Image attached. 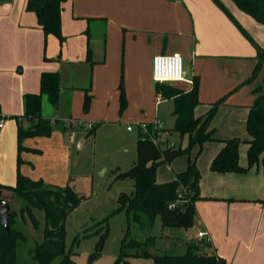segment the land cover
I'll return each mask as SVG.
<instances>
[{
    "label": "crops",
    "instance_id": "obj_1",
    "mask_svg": "<svg viewBox=\"0 0 264 264\" xmlns=\"http://www.w3.org/2000/svg\"><path fill=\"white\" fill-rule=\"evenodd\" d=\"M218 1L223 9L213 0H66L60 43L52 35L44 36L35 14L26 10V0H0V118L4 120L0 145L8 142L12 155L18 127L32 125L24 117V95L39 93L43 72H58L57 105L52 106L46 95L41 99V115L50 122L51 134L25 138L22 147L39 150L41 156L23 153L21 158L35 165L45 163L52 172L59 171L62 185H72L74 144L82 149L104 125L132 124L136 130L146 124L154 131L158 121L156 138L161 148L169 147L175 100L162 92L171 87L188 93L196 87L194 117H203L213 104L219 105L209 126L217 140L204 143L196 160L203 200L194 204L193 226L184 239L187 251L216 255L225 264H264V204L260 203L264 177L260 163L247 167L246 143L249 109L259 95L264 96V63L258 66L264 26L231 0ZM171 53H179L185 61V80L153 81V57ZM92 128L94 135L88 136ZM126 131L133 130L126 127ZM232 138L242 139L239 164L246 171L212 172L222 141ZM47 156L51 159L45 160ZM160 167L159 183L172 181L186 168L164 177L157 174ZM20 169L31 181L41 178L25 165ZM55 175L42 178L43 183L54 186ZM16 179L10 169L0 177V185L14 186ZM198 232H204L209 243L198 240ZM204 244L208 247L202 248Z\"/></svg>",
    "mask_w": 264,
    "mask_h": 264
},
{
    "label": "trees",
    "instance_id": "obj_2",
    "mask_svg": "<svg viewBox=\"0 0 264 264\" xmlns=\"http://www.w3.org/2000/svg\"><path fill=\"white\" fill-rule=\"evenodd\" d=\"M66 0H26V10L35 14L37 24L44 36L52 35L60 43L64 41L61 35V12ZM223 9L218 0H213ZM242 12L252 17L264 26V0H231ZM225 10V9H224ZM239 27V26H238ZM245 35L246 33L240 27ZM248 37V36H247ZM251 40V39H250ZM252 41V40H251ZM258 66L264 63V50L258 47ZM90 58V51L87 52ZM159 91V88H157ZM60 87L58 72H43L40 76V90L37 94H26L23 97L24 117L32 125L24 129L18 127L17 142L18 152L21 151V142L29 137H49L51 124L41 115V99L46 95L49 103L56 106ZM163 96L174 98L175 116L173 130L188 136V145L183 150H174L170 147L161 148L155 145L146 135L138 132L136 141V162L125 173H117L115 179L129 178L134 182L130 194H120L117 211L124 212L127 216V230L120 244L119 256L115 264H127L129 259H149L152 264H225V261L216 256L202 252H192L188 248L184 255H168L166 253H152L155 238L148 236L138 241L130 235V222L142 231H149L154 220L159 217L163 229L184 228L193 226L196 201L203 200L200 196V174L195 161H188L185 170L175 175L172 181L159 183L156 181L157 168L180 155H188L191 148L197 146L201 149L206 142L216 141L214 132L209 129L210 123L216 113L219 103L212 105L209 112L203 117H194L193 108L198 104L196 87L188 93H183L169 87ZM85 102V109L88 105ZM1 115V114H0ZM149 132L155 137L157 130ZM246 130L249 135L247 149V167L259 164L264 177V96L259 95L250 107ZM94 128L88 136L94 135ZM223 146L214 157L210 169L215 173H243L246 168L239 164V138L222 141ZM71 179H69V183ZM3 192L13 193L26 201V215L34 231L40 232V241H34V247L26 251V257L21 253L22 264H76L73 260L71 249L65 247V220L67 216L78 207L86 198L67 185L60 189L45 185L42 181H31L17 174L14 186L0 185V195ZM179 193L182 204L175 209L169 205L178 200ZM88 198V197H87ZM4 202L0 198V203ZM264 204V200H260ZM32 208L43 212L44 223L41 227L32 213ZM24 209L20 210L23 213ZM16 213L10 211L7 220L8 230L0 224V264H21L17 250L27 241V235L15 227ZM106 232L100 237L96 250L99 251L105 240ZM208 245L204 244L202 248ZM20 250V251H21ZM22 252V251H21Z\"/></svg>",
    "mask_w": 264,
    "mask_h": 264
},
{
    "label": "rangeland",
    "instance_id": "obj_3",
    "mask_svg": "<svg viewBox=\"0 0 264 264\" xmlns=\"http://www.w3.org/2000/svg\"><path fill=\"white\" fill-rule=\"evenodd\" d=\"M184 70H186L185 61ZM126 127L134 128L132 124L124 126L120 124L104 125L97 131L94 141L91 137H88V142L82 149H77L75 144L72 148L70 155L71 172L75 175L72 188L86 197L67 216L64 224L65 247L67 251L71 249L76 264H115L119 256L120 244L127 230L128 220L124 212L117 211L119 207L118 199L120 194H130L133 191L134 182L129 178L118 180L115 178L117 173L127 172L135 164L137 157L136 141L138 131L133 129V131L127 133ZM162 127L167 128V123L162 122ZM57 128L60 129V127ZM240 140L242 141L241 138ZM167 144L176 151L183 150L188 145V136L170 130ZM21 148V151L18 152V142L15 140L11 155L9 143H1L0 177H6L10 169L13 170L15 175L20 174L23 176L20 167L25 165L29 167L31 173L41 175V178H38L37 181L44 182V178L47 179L48 175L54 173L56 175L53 178L54 180L51 181L54 187L60 189L66 187L65 184L62 185L59 171L52 172L45 163L35 165L21 158L23 153L40 157L39 150L31 149L27 151V148L22 147V144ZM202 149L203 147L199 149L195 146L190 149L188 155H180L171 162L162 164L157 174L161 173L164 177L171 174L174 177L175 172L182 166L186 167L188 161L196 162ZM47 158H50V156L44 159ZM10 166L12 167L10 168ZM0 198L9 205V211L16 213L15 227L28 237V241L22 246L24 249L21 250L20 247L17 250L21 262V257H26V251L34 247V241H40L41 235L40 232L34 231L30 224L26 215L27 203L24 199L9 192H3ZM22 209H24L23 213L20 212ZM32 213L42 227L44 223L43 212L32 208ZM105 232L106 237L103 245L97 251L96 245ZM186 233H188V230L184 228L163 229L159 217L154 220L149 231H142L130 222V235L132 238L138 241H142L148 236L155 238L154 246L150 250L152 253L184 255L187 253L184 243ZM93 256L95 259L90 261ZM127 264H152V261L132 258L128 260Z\"/></svg>",
    "mask_w": 264,
    "mask_h": 264
},
{
    "label": "built area",
    "instance_id": "obj_4",
    "mask_svg": "<svg viewBox=\"0 0 264 264\" xmlns=\"http://www.w3.org/2000/svg\"><path fill=\"white\" fill-rule=\"evenodd\" d=\"M151 75L153 81L157 83H173L181 82L185 80L184 60L179 53L171 54H159L155 55L152 59ZM73 122H69L68 126H71ZM4 120L0 118V130L3 127ZM160 124L158 121L154 123V130H159ZM128 131L133 130L132 127H127ZM136 130L142 135L148 136L155 145L160 143L152 133L149 132V128L146 124H139L136 126ZM182 194L179 193L178 200L169 205V209H175L182 204L180 198ZM197 239L209 243V238L204 232H198Z\"/></svg>",
    "mask_w": 264,
    "mask_h": 264
},
{
    "label": "water",
    "instance_id": "obj_5",
    "mask_svg": "<svg viewBox=\"0 0 264 264\" xmlns=\"http://www.w3.org/2000/svg\"><path fill=\"white\" fill-rule=\"evenodd\" d=\"M10 217L9 205L5 202L0 203V224L4 227L5 230H8L7 220ZM95 259L91 257L90 261Z\"/></svg>",
    "mask_w": 264,
    "mask_h": 264
}]
</instances>
